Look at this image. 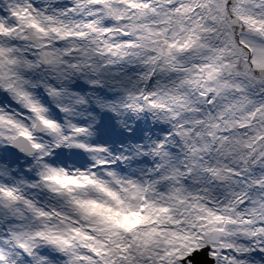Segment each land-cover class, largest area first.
Returning <instances> with one entry per match:
<instances>
[{
  "label": "snow or ice",
  "instance_id": "1",
  "mask_svg": "<svg viewBox=\"0 0 264 264\" xmlns=\"http://www.w3.org/2000/svg\"><path fill=\"white\" fill-rule=\"evenodd\" d=\"M0 264H264V0H0Z\"/></svg>",
  "mask_w": 264,
  "mask_h": 264
}]
</instances>
